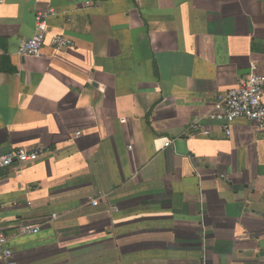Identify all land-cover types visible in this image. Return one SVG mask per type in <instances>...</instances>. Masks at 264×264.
Returning <instances> with one entry per match:
<instances>
[{"label":"crops","instance_id":"crops-1","mask_svg":"<svg viewBox=\"0 0 264 264\" xmlns=\"http://www.w3.org/2000/svg\"><path fill=\"white\" fill-rule=\"evenodd\" d=\"M49 8L75 46L21 57ZM0 52V156L48 151L0 171L18 264H264V129L207 117L264 73V0H0Z\"/></svg>","mask_w":264,"mask_h":264},{"label":"built area","instance_id":"built-area-1","mask_svg":"<svg viewBox=\"0 0 264 264\" xmlns=\"http://www.w3.org/2000/svg\"><path fill=\"white\" fill-rule=\"evenodd\" d=\"M89 4V2H87ZM57 14L55 8L39 11L36 15V31L34 36L24 38L19 42L17 53L21 57H38L43 55L46 44L55 50H64L75 46L74 40L62 34H50L48 19ZM1 54V52H0ZM210 120L217 122L225 131L226 135L232 134V123L237 119H246L260 129H264V73L259 71L257 64L251 66L250 72L241 77L237 85L225 93L216 96V105L207 115ZM193 129H203L196 122ZM162 147H169L172 139L168 137L159 138ZM48 151L26 149H15L0 156V171L12 166L23 167L44 157ZM93 204L97 200H92ZM2 204H0V209ZM41 227L30 222H24L19 226L22 234L38 233ZM0 264H18L14 251L10 245V237L2 227L0 219Z\"/></svg>","mask_w":264,"mask_h":264}]
</instances>
